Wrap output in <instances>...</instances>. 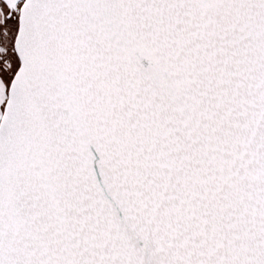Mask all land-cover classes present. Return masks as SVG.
<instances>
[{"label": "snow or ice", "instance_id": "obj_1", "mask_svg": "<svg viewBox=\"0 0 264 264\" xmlns=\"http://www.w3.org/2000/svg\"><path fill=\"white\" fill-rule=\"evenodd\" d=\"M0 264H264V0H0Z\"/></svg>", "mask_w": 264, "mask_h": 264}]
</instances>
